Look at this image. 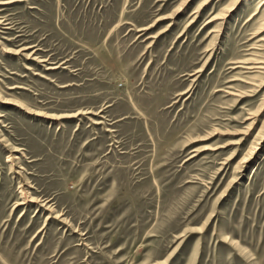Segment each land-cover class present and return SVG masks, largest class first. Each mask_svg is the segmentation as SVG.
Returning <instances> with one entry per match:
<instances>
[{
  "label": "rangeland",
  "instance_id": "374dc122",
  "mask_svg": "<svg viewBox=\"0 0 264 264\" xmlns=\"http://www.w3.org/2000/svg\"><path fill=\"white\" fill-rule=\"evenodd\" d=\"M0 264H264V0H0Z\"/></svg>",
  "mask_w": 264,
  "mask_h": 264
},
{
  "label": "bare ground",
  "instance_id": "6f19581e",
  "mask_svg": "<svg viewBox=\"0 0 264 264\" xmlns=\"http://www.w3.org/2000/svg\"><path fill=\"white\" fill-rule=\"evenodd\" d=\"M261 63H259L258 65H260ZM256 65V64H255ZM255 69H262V68H260V66L259 67H256ZM14 156V155H13Z\"/></svg>",
  "mask_w": 264,
  "mask_h": 264
}]
</instances>
